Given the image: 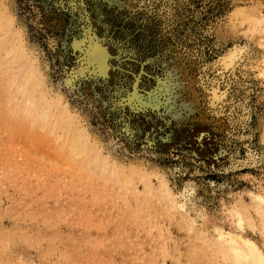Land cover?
Segmentation results:
<instances>
[{"label": "rangeland", "instance_id": "rangeland-1", "mask_svg": "<svg viewBox=\"0 0 264 264\" xmlns=\"http://www.w3.org/2000/svg\"><path fill=\"white\" fill-rule=\"evenodd\" d=\"M126 1L0 0L17 36L0 31V264H226L219 234L250 241L264 258V34L251 31L264 0ZM88 24L119 59L107 81L78 80L71 90L62 74L75 59L59 51ZM230 50L238 56L222 70ZM180 53L203 86L219 80L222 103L180 122L163 104L133 110L127 94L145 98ZM28 69L34 79L24 87ZM32 80L39 88L25 102ZM62 109L96 143L105 176L43 122Z\"/></svg>", "mask_w": 264, "mask_h": 264}, {"label": "bare ground", "instance_id": "bare-ground-1", "mask_svg": "<svg viewBox=\"0 0 264 264\" xmlns=\"http://www.w3.org/2000/svg\"><path fill=\"white\" fill-rule=\"evenodd\" d=\"M126 2L129 1L127 0ZM13 22H14L13 16L6 13V11H2L1 9L0 31H7L8 34H11ZM84 27L85 25L83 26V28ZM85 28L86 29H83V31L80 32L78 36H74V35L71 36L69 43H65V41L62 42L63 52L59 51L60 55L66 54L67 51H69V53L75 59V66L72 67L67 73L64 70L66 69V66H64L61 62L62 57L61 56L59 57V62L61 64L62 70H64L63 73L64 75L62 74L64 85L66 87L71 88V90L78 89L75 87V83L78 80H89L93 82H97L98 80L107 81L110 71L114 68L113 61L119 59L118 58L119 56L118 55L114 56L113 53L110 52L107 45L103 43L104 37H98L95 31L91 29L90 24H88L87 27ZM251 31L253 33L263 32L264 34V17H260L254 20V23L251 27ZM11 35L10 37L12 38V41L13 39L17 40V36L13 37V34ZM15 47L16 44L14 42L13 45L8 46V48L6 49V53L7 54L12 53ZM181 53L176 54L175 58L171 59V64L170 65L167 64L168 66H165L163 68L162 78H155L156 86L154 87V90L147 93V96L145 98L143 96L138 95L135 92L127 94L126 102H128L129 105H132L131 108L133 110L140 111V109L143 108H150L151 110L154 111L155 109L159 108L160 104H163V108H164L163 112L166 113L170 112L171 118L175 119L177 122H180L182 120L190 119V117H192L191 115L194 114L199 115L198 119L200 117L205 119L206 118L205 115H207V113H205L203 107L206 104L213 105L216 103L218 104L222 103V100L224 99V93H223L224 91L223 92L220 91L219 80L216 79L211 80L210 86H203L202 77L197 71V68L194 66L192 57L191 56L184 57L185 55L183 56ZM237 56L238 55L236 50H230L226 54L220 57L218 64L220 65L222 70L228 69L233 65V62L235 61ZM33 74H34V70L31 69L29 71L24 72V81H25V84L23 85L24 87L27 86L28 82H30L29 80L33 78L34 76ZM260 74L262 77H264V69L263 71L260 72ZM135 80L137 79H134V81ZM29 85H30V89L28 90L27 93H24L26 96L25 102H28L27 97L37 92L39 88V81L37 82L32 80V83H30ZM184 90L188 92V94L190 95L189 98L187 99L182 100V98H180L181 100L179 101V99H177L175 94H172L173 92L174 93L175 92L180 93L181 91L184 92ZM166 92H170L173 96L172 97L169 96V98L166 97ZM1 93L3 95L4 91L3 92L1 91ZM77 94H79V92H77ZM85 99L89 100V98H85ZM170 99L172 100L170 101ZM176 101L178 103H176ZM116 102L117 101L114 100L113 104ZM176 104L179 107L175 108ZM173 108L175 109L173 110ZM214 114H215V118L213 120L214 126L220 127L221 125H224L225 120L223 117V113L220 112V109L215 110ZM37 118H40V116H37ZM47 119L49 120V123H51L52 126H54L52 129L53 131L60 130L62 132V135H60V138L62 140V145L65 144L67 146V151L71 154V156H73L75 160L77 157H83L84 159L83 163L85 164L86 167L91 166L92 170H94V174L95 172L96 173L98 172L100 174H104L105 176L107 170L109 172L108 169L109 166L106 167L105 160L101 159L97 153L95 147L96 143L92 144L89 142L88 136L85 133V131L82 128H80L77 123L74 122V120L71 118V116L67 113L66 110L64 109L59 110L57 115L56 114L51 116L45 115L43 118V122L45 123L48 122ZM123 130L128 131L127 127H125ZM117 140L118 138L114 136V138L111 139V144L114 145ZM225 154H226V150L220 148L216 156H224ZM120 182L122 185L130 184V182L125 179ZM161 185L165 187V183L161 182ZM185 193L191 194V189L184 188L183 192H181L180 195L183 198H185ZM255 197L259 200H262L258 195ZM184 202H186V199H184ZM184 202L180 203L178 206L175 204V202L174 204L176 207L183 209L186 204ZM235 216H236L237 224L240 225V223L242 222V216L237 212L235 213ZM215 246H216V251L220 254L222 260L226 264H264V258L261 252L250 241H246V240L238 241L233 237L229 236L226 238L222 234H219L218 241L215 243Z\"/></svg>", "mask_w": 264, "mask_h": 264}]
</instances>
